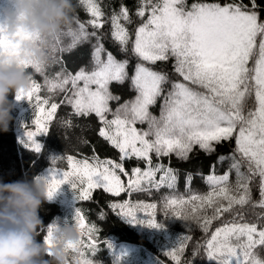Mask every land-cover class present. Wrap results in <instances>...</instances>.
Wrapping results in <instances>:
<instances>
[{
  "label": "snow or ice",
  "instance_id": "1",
  "mask_svg": "<svg viewBox=\"0 0 264 264\" xmlns=\"http://www.w3.org/2000/svg\"><path fill=\"white\" fill-rule=\"evenodd\" d=\"M80 4L92 17L87 23L102 29L105 14L99 3L80 0ZM77 24V29L66 33L72 37L71 47L97 38L93 70L80 69L73 75L62 69L49 78L45 75L48 64H34L32 68L45 75L49 92L65 93L61 103L71 106L75 115L95 114L101 124L99 136L120 155L118 160L93 156L91 161L68 155L69 171L52 167L50 198L64 184L78 191L79 200L90 199L95 189L112 196L161 186L174 189L175 171L162 163L153 164V155L161 158L175 154L187 160L194 147L211 154L217 145L234 140L232 152L218 159V163L229 161L224 174H216L214 164L204 178L210 190L188 199L166 197L163 214L200 225L206 237L197 243L193 255L203 249L209 264H264V212L249 221L241 211L245 206L264 209V6L258 0H137L135 12L130 14L121 4L110 17L111 36L122 53L136 58L131 76L128 59H116L99 43L97 32L89 33L78 20ZM131 25L134 27L130 29ZM62 34L55 38L52 63L58 62L56 53L64 51L59 47ZM0 50H8L3 39ZM170 60L178 79L149 67ZM126 81H130L135 96L121 103L110 85ZM40 90L41 85L33 81L26 93L17 94V100H28L37 113V130L26 131V146L36 153L42 151V145L35 137L48 131L60 106L49 103V98L41 100ZM112 101L117 102L115 109L110 106ZM158 101L159 116L151 111ZM138 124L146 128H138ZM61 158L54 157L52 163ZM133 158L144 162L146 170L134 167L130 175L124 161ZM157 173H162L159 180ZM121 175L128 177L126 184ZM191 179L189 174L186 181ZM253 185L258 187L257 201L253 200ZM109 207L134 223L142 222L137 219L142 212L149 227H159L156 203L125 201ZM100 218H104L103 213ZM216 221L220 223L212 230ZM75 224L82 236L80 247L74 250L76 262L93 264L85 249L96 251L98 229L95 224L86 225L80 209ZM55 227L48 228L46 242H51ZM190 240L189 235L181 237L179 248L169 253L176 264H180L179 253ZM107 247L113 246L107 242Z\"/></svg>",
  "mask_w": 264,
  "mask_h": 264
},
{
  "label": "trees",
  "instance_id": "2",
  "mask_svg": "<svg viewBox=\"0 0 264 264\" xmlns=\"http://www.w3.org/2000/svg\"><path fill=\"white\" fill-rule=\"evenodd\" d=\"M99 3L101 10L104 12V21L102 29H94L87 22L92 19L90 13L85 7L80 4V0H75L76 3V20L84 23L89 33L95 31L101 37L99 43H102L106 51L111 52L118 60H129V76L132 75L133 68L136 64V58L131 53L125 54L120 51L119 45L111 36L110 17L113 11H118L120 5L130 9V14L135 12L137 0H96ZM193 0H189V3ZM258 3L264 6V0H258ZM133 19H136L133 15ZM138 23V21H137ZM78 24L74 26L77 29ZM134 25L129 26L131 29ZM65 31L59 37V47L63 48V52L56 53L58 57L57 63H48L45 69V75L49 78H54L55 74L62 69L66 73L76 74L80 69L91 71L94 68L93 52L94 46L97 44L96 37H90L87 41H82L75 47H71L72 37L66 34ZM173 61H168L166 64L158 63L156 65H149L154 70L166 72L171 79H178L172 71ZM33 76V80L41 85L39 96L42 99L49 98V103H57L60 106L57 109L55 116L49 123V129L46 133L40 136V144L42 151L36 153L31 148L21 146L15 131L17 112L14 109L12 115L13 122L10 125V131L7 133L0 132V179L5 183H12L17 181H35V178L47 168L55 167L57 169H67L68 163L66 157L71 155L77 159L91 160L93 156L100 159H119V152L114 149L107 141L99 136V129L101 124L95 114L87 117L77 116L74 114V109L71 106L61 103L65 93L59 90L49 92L45 83V75H41L33 68L29 69ZM110 91L120 96V102L130 99L135 96V92L130 90V81L124 84L113 82L110 85ZM15 96H10L9 99L14 102ZM110 106L115 109L116 101L110 102ZM159 110V101L157 105L151 109L154 114ZM235 147L234 140L232 142H225L217 145L215 152L206 154L199 147H194L189 154L187 160H181L172 154L171 157H161V163L165 167H170L177 175V181L174 189L166 186H161L159 189L151 188L150 191H143L132 193V200L138 203H156L157 204V223L164 227L169 233L177 234L180 239L185 235L191 236L187 246L182 253H179L180 264H209L205 258L203 249L199 254L194 256L193 253L196 245L203 242L206 234L195 221H184L175 216L165 217L163 214V204L166 197L169 196H183L188 199L192 194L203 195L210 189L205 183L204 178L210 174L211 166L216 165V174H224L228 168L229 161L225 160L218 163L220 156H228ZM54 157H62L58 159L55 164L52 163ZM157 160H153L156 164ZM126 167L131 170L132 167H140L145 169L146 165L142 161L135 158L125 161ZM160 173H157L159 175ZM191 174L192 179L186 181V177ZM234 179V176H233ZM120 199L119 196H112L105 193L102 189L92 190L90 199L80 200L77 202L78 209L81 210L85 217L87 225L95 224L98 231L96 232V251L86 250L85 255L92 260L93 264H113L114 258L106 247L109 240L117 243H129L137 245L147 251L155 252L165 260L166 264H176L169 251H164L162 242L151 238L147 233L136 230L123 217L117 216L116 212L112 210L109 205L115 203ZM259 199L258 187L253 185V200ZM245 219L252 221L256 220L257 214L264 212V209L259 207L252 208L245 206L241 210ZM104 214V218H100V214ZM64 212L61 206L54 201L46 202L40 210V216L45 225L40 239H44L46 235L47 226L53 222L55 218H62ZM216 221L212 225V230L219 224ZM207 235H210L207 234ZM162 250V252H161Z\"/></svg>",
  "mask_w": 264,
  "mask_h": 264
},
{
  "label": "clouds",
  "instance_id": "3",
  "mask_svg": "<svg viewBox=\"0 0 264 264\" xmlns=\"http://www.w3.org/2000/svg\"><path fill=\"white\" fill-rule=\"evenodd\" d=\"M75 0H0V132L10 131L15 103L10 96L27 92L33 82L29 69L52 60L55 38L76 25ZM44 182L0 179V264H77L81 245L76 224H58L51 242L40 239V216L50 202Z\"/></svg>",
  "mask_w": 264,
  "mask_h": 264
},
{
  "label": "rangeland",
  "instance_id": "4",
  "mask_svg": "<svg viewBox=\"0 0 264 264\" xmlns=\"http://www.w3.org/2000/svg\"><path fill=\"white\" fill-rule=\"evenodd\" d=\"M41 100L43 99L41 98ZM14 103H15V109L17 112L15 131L17 133V137L19 139V142L21 143V146L27 147L26 146V141H27L26 131H36L37 130L36 125L34 123L37 113H36V110H34L32 104L26 99L17 100V96H15ZM44 107L46 111L49 110L47 105H44ZM159 112H160V106H159L158 113L155 115L159 116ZM137 127L146 128V125L138 124ZM43 134H38L35 137L38 143H40L39 138ZM77 160H82V159H77ZM153 160H157V163H161V158H157L155 157V155H153ZM124 167H125V170L129 171V174L131 175V170H129L126 167L125 161H124ZM59 170L69 171L70 167L68 166L67 169H59ZM144 170H146V167ZM52 174H53L52 168H47L35 178V181L44 182L45 184L48 185L51 182ZM161 175L162 173L157 175L156 179L159 180ZM121 179L126 184L128 177L121 175ZM78 195H79L78 191L74 189L71 184H64L51 197L50 201L57 202L61 206L64 212V215L62 216V218H55L53 222H51L47 226L46 233H47L48 228L53 225L57 226L58 224H64V225L70 226V225L75 224V216L78 210L77 202L80 201L78 199ZM131 195H129L127 192L121 193V195L119 196L120 199L116 200L115 203H123L125 201H131L133 204L138 203L132 200ZM124 219L130 225H132L136 230L140 232H145L151 238H155L157 239V241L162 242L164 244V246L162 247L164 251H169L168 249H170L173 252L179 248L180 237L177 234L169 233L164 227L160 226L158 223L157 224L159 225V227H156V228L149 227L147 224L148 217L144 216L142 212L139 213L137 216L138 221H142V222L134 223L130 221L128 218H124ZM95 237H96V234H95ZM108 242H110L111 245L113 246L112 249H109L106 244L107 249L109 250L110 254L114 258L113 264H166L165 260H163L161 256L157 255V253L147 251L137 245H133L129 243H117L113 240H109ZM86 250H90V249L86 248L85 251Z\"/></svg>",
  "mask_w": 264,
  "mask_h": 264
}]
</instances>
